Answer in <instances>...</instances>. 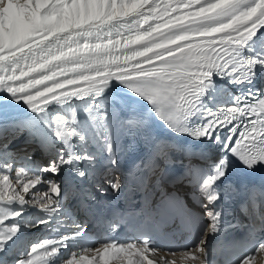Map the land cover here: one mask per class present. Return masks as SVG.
Returning <instances> with one entry per match:
<instances>
[{
    "label": "snow or ice",
    "instance_id": "1",
    "mask_svg": "<svg viewBox=\"0 0 264 264\" xmlns=\"http://www.w3.org/2000/svg\"><path fill=\"white\" fill-rule=\"evenodd\" d=\"M260 79L264 0H0V264H264ZM87 221L141 235L87 244Z\"/></svg>",
    "mask_w": 264,
    "mask_h": 264
},
{
    "label": "bare ground",
    "instance_id": "2",
    "mask_svg": "<svg viewBox=\"0 0 264 264\" xmlns=\"http://www.w3.org/2000/svg\"><path fill=\"white\" fill-rule=\"evenodd\" d=\"M109 95L112 97V99L109 101V103H113V104H121L123 102V99L125 97H128L130 99L135 100V102L140 101L138 97H134V96H130L129 93L127 92V90H123V89H117L116 92H112L111 90H109ZM225 99H227V96H224ZM6 102V100L4 98H0V105L4 104ZM10 114H13L15 116V118L17 119H22L25 117V115L27 116H31V113L27 112V109L25 108V106L23 105H14L13 107L9 108L7 110ZM152 128H154L158 133L160 138L162 139H167L170 140L171 138H175L177 136H175L174 134H171L167 131V129L164 128V126L162 125L161 122H159L158 120H156L154 117L151 118V125ZM23 142V139L22 141ZM39 158V157H38ZM101 159H103V157H101ZM121 162L123 163V156L121 157ZM65 179H67V174H65ZM99 177H97L98 179ZM92 180L90 179L87 183L88 185L92 184ZM107 194V192L105 193ZM26 218H31L33 216L36 215V213L34 212V210L31 209H26ZM48 235V229L45 227H40L39 229H32V230H23L21 235H20V241L21 243L18 244V246L15 249H11V251L13 253H17V252H22L24 250L25 245L31 240V239H35L34 241H36L39 238H42L44 236ZM32 241V242H34ZM84 243H87V241L85 240V238H83ZM161 255H163V253H161ZM177 257V255L175 257L168 255V259H175Z\"/></svg>",
    "mask_w": 264,
    "mask_h": 264
},
{
    "label": "rangeland",
    "instance_id": "3",
    "mask_svg": "<svg viewBox=\"0 0 264 264\" xmlns=\"http://www.w3.org/2000/svg\"><path fill=\"white\" fill-rule=\"evenodd\" d=\"M29 243V242H28Z\"/></svg>",
    "mask_w": 264,
    "mask_h": 264
}]
</instances>
